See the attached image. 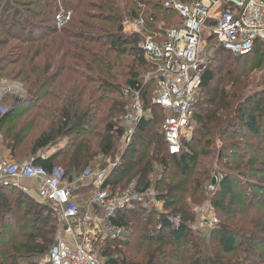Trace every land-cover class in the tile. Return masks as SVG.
I'll return each instance as SVG.
<instances>
[{"label": "trees", "instance_id": "trees-1", "mask_svg": "<svg viewBox=\"0 0 264 264\" xmlns=\"http://www.w3.org/2000/svg\"><path fill=\"white\" fill-rule=\"evenodd\" d=\"M98 2L80 1L77 19L72 16L69 27L65 25L60 31L44 29L47 30L44 33L37 28L39 35L42 34L38 35L40 41L31 38L33 31L29 29V39L24 40L30 47L27 54L34 52L38 59L44 53V63L27 64L25 57L23 66L18 71L12 68L8 74L30 85L29 93L35 94L16 101L5 114H0V161L5 156L15 164L31 163L46 171L60 167L67 180L76 179L86 169L98 165L99 157L111 155L123 138L122 118L129 102L120 88L139 92L148 115L138 124L101 189L111 194L130 187L137 192L153 189L165 214L147 210L139 202L116 212L110 224L125 228L128 233L125 241H105L100 252L105 264H209L215 257L214 248L223 254H233L238 246L246 248V259L255 258L257 253L261 255L263 184L249 188V192L256 190L258 196L237 195L236 181L228 175L221 176L214 187L217 200L210 201L212 208L220 213L219 225L211 233L213 239L204 240L189 233V225L195 221L192 206L203 202L205 183L211 182L218 167L236 170L239 178L264 175V162L257 165L264 147L253 149L254 156L240 155V162L235 165H224L232 156L226 153L230 148L226 139L233 134L237 123L249 135L264 139V128L260 125V121L264 123V103L258 94H248L240 101L243 89L237 86L234 75L240 67L250 65L249 59L259 61L264 42L256 41L244 56L221 48L214 51L212 63L232 59L233 72H226L232 91L217 98L216 90L211 88L213 72L209 69L204 73L200 96L192 112L196 127L190 140L183 141L181 151L170 155L161 131L164 114L147 97L139 72L146 65L140 48L141 36L127 34L123 27L124 19L128 16L138 19L141 9L131 4V0ZM160 2L148 0L144 12L147 28L156 30L158 21L172 20L169 12L179 27L181 20L177 14L164 7L165 1ZM44 3V10H48V0ZM91 8L107 13L103 17L94 15L88 11ZM20 14L18 11L13 14L15 26H30ZM4 20L9 21L8 17ZM94 22L110 24L116 32L110 34ZM48 34L58 36L48 39ZM83 43L94 46L86 47ZM1 62L0 58V66ZM84 72L96 75V79H89ZM42 99L45 103L40 105ZM33 105L38 107L17 113L18 108ZM199 107L205 117L199 113ZM64 140L65 144L59 145ZM35 200L12 184L0 182V264H43L42 259L62 233L56 207Z\"/></svg>", "mask_w": 264, "mask_h": 264}, {"label": "built area", "instance_id": "built-area-1", "mask_svg": "<svg viewBox=\"0 0 264 264\" xmlns=\"http://www.w3.org/2000/svg\"><path fill=\"white\" fill-rule=\"evenodd\" d=\"M164 7L177 14L181 25L166 31L162 37H146L140 48L144 59L153 68L156 94L152 105L159 107L164 114L161 131L168 153L176 155L181 151L183 141L190 140L195 126L192 112L200 96L202 76L209 64L201 50L204 31H209L217 49L236 56L250 53L256 41H264V0H167ZM59 19L57 24H63L70 19V14L65 13L62 21ZM127 94H131L132 101L122 118L124 147L146 117L140 93L125 89L124 95ZM108 173L106 167L95 171L88 168L75 179L78 185H95L88 205L101 211V217H98L88 210L80 215L72 196L73 187L69 185L74 181L67 180L62 168L46 171L31 163L19 165L0 161V182L12 184L28 194L30 188L22 182L31 181L37 200L52 204L58 211L62 235L67 239L58 237L42 259L43 264H105V258H101L96 250V243L107 239L120 241L126 237L125 228L110 224L116 212L139 202L147 210L165 214L153 189L137 192L130 187L115 194L102 190ZM194 211L199 214L200 228L216 224V219L204 217L211 215L206 210L196 207Z\"/></svg>", "mask_w": 264, "mask_h": 264}, {"label": "rangeland", "instance_id": "rangeland-1", "mask_svg": "<svg viewBox=\"0 0 264 264\" xmlns=\"http://www.w3.org/2000/svg\"><path fill=\"white\" fill-rule=\"evenodd\" d=\"M47 0H0V58L2 59L0 68L2 69L0 71V113L2 111L3 114L7 112V110L12 105L17 103L18 101L27 100L31 97V95L35 93H29V90L31 89L30 85H26L20 80H14V75H8L9 72L12 70V68L15 69V71H18L20 69L21 63L23 62L24 58L26 57V63L31 65H39L41 66L44 63V53L38 58L35 59L34 52L28 53L27 51L30 49L29 45L25 43V39H29V29L33 31V34H31V38L34 40H39V31L38 29H41V31L44 29H57V31H60L63 29L62 27H65V25H68L71 23L73 19H77V5L80 3V1H83L84 3L86 1H91L94 4H99L98 0H48L49 2V8L48 10H44V3ZM166 2L167 0H161V2ZM182 1V0H181ZM160 2V3H161ZM164 2V3H165ZM134 3L136 7H140L141 11L139 12L138 19H130L129 16L126 17L123 21V27L125 23L131 22L136 23L135 25L138 26L139 30L141 31L142 35H145L146 37H153V35L156 32H159L160 35H165V32L176 27L177 23L174 24L176 21V18H174V15L170 12L168 13L169 18L172 20H160L156 24V30H151L147 28V22L144 19V12L146 10V7H148V0H131V4ZM121 5V4H120ZM123 6V5H121ZM133 7V6H130ZM10 8V9H9ZM47 9V8H46ZM18 11V13H21V16H24V21L28 24H24L23 27L15 26V23L13 22V14L14 12ZM48 11V12H47ZM89 13H93L94 15H102L105 16L106 13H102L99 8H91L88 10ZM3 13L7 15L8 22H5V18L3 17ZM49 13H52L51 15H48ZM65 13L70 14V19L73 16V19H69L67 22L58 25L57 21L58 19L62 21L63 16ZM173 13V11H172ZM19 15V16H20ZM62 17V18H61ZM175 20V21H174ZM70 21V22H69ZM174 21V22H173ZM98 26H102L105 28L108 33L112 34L116 32L115 28L112 27L110 24H104L99 22H94ZM158 30V31H157ZM38 31V32H37ZM47 31V30H46ZM44 31V33H47ZM39 35V36H38ZM48 39H52L54 37H57L58 34L52 35L48 34L46 35ZM45 36V37H46ZM145 36H142L141 44L146 39ZM160 36V37H162ZM34 37V38H33ZM210 35L209 31H204L203 33V44H202V54L206 57L209 64L207 67V70H211L213 72V80L211 82V88L213 90H216L217 92V98L221 97L223 93L231 92L232 86L229 83V78L226 76V72L228 74L233 72V65L231 58H225L223 63H218L213 61V54L214 51L217 50L216 46L213 45L214 41L213 38ZM36 40V41H37ZM212 40V41H211ZM264 42V41H263ZM81 45V42H78ZM86 47H93L94 44H87ZM261 53L262 57L259 59V61L254 60V58L249 59L247 62L250 65L242 66L237 71L234 72L235 77L238 79L237 86L242 88L243 90L240 91V95L242 96V101L248 94H258V99H260L264 103V43L262 44ZM41 49V48H38ZM36 50V49H34ZM216 57V56H215ZM5 61V62H4ZM146 65L141 67V70L139 72L141 73L142 82L146 85L147 90V97L150 99L151 102L153 97L156 94V83L152 75L153 68L151 67V64L148 63L146 60ZM9 63H12L14 65H9ZM21 65V66H20ZM206 70V71H207ZM84 75L86 77H89V79L94 80L96 79V75H92L88 72H84ZM57 84H53L52 88H50V91L54 88V86ZM121 92L123 93V96L125 99H127L128 102L132 101L131 94H127V96L124 95V88H120ZM251 95V96H252ZM259 100V101H260ZM17 101V102H16ZM150 102V103H151ZM45 100H41L39 102L40 105L44 104ZM247 104H245L246 107ZM38 106L33 105L32 106H22L18 108L17 113L21 112L24 109H32L36 108ZM201 107V105H200ZM199 107V113L201 115H205ZM242 107V105H241ZM212 108H209V111ZM146 115H148L146 113ZM260 125L264 128L263 120L260 121ZM196 126H194L195 128ZM226 142L229 145V149L226 150V153L228 155H232L231 158L227 161V164L224 165H235L240 162V155L247 157L254 156L253 149H261L264 147V139L261 140V138H256L254 136H251L248 134L247 130L241 126L240 123H237V126L235 128V131L232 135H229L226 139ZM65 140L60 142L59 145H64ZM221 145L218 143V148H220ZM125 148L122 146V140L120 143H116V147L112 151L111 155H108V157H99L98 162L99 164L96 166L90 167L91 169H100V168H108L109 171L112 169V165L117 164L120 158V154ZM226 154L223 153V157ZM261 161L257 162V165H260V163L264 162V154H260ZM1 160H7L11 163L10 159L7 157H2ZM224 161L222 160L221 164ZM228 175L232 179H234L237 183V186H234V191L238 195L239 193H245L249 197L252 195H257L258 192L253 189L250 190L249 188L254 184H263L264 181L261 179H264V175H248L245 177L237 176V171L234 169H231L229 167L224 168L222 165L218 167V170L214 176H212V179L215 178V184L212 185L211 182L205 183V199L202 203H197L196 205L192 206V212L195 215V221L189 225V233L199 235L204 240H212L211 233L214 231V229L219 225V217L220 213L216 212L211 204L210 201L213 202L217 200V197L215 196V189L214 187L217 184V180L220 179L221 176ZM262 177V178H260ZM212 181V180H211ZM86 193L82 195L83 197L86 196L88 199L94 192V188H90L89 190H85ZM13 195H16V193H12ZM260 195V194H259ZM81 196V195H80ZM81 196L82 199H85ZM264 197V195H260ZM34 198V197H33ZM35 200V198H34ZM37 200V199H36ZM35 200V201H36ZM87 200H85L86 202ZM40 203L38 200L36 203ZM41 204V203H40ZM196 207H200L204 210H206L211 215H205L204 217H211L212 219H216V224L209 227H199V214H197L194 209ZM203 217V218H204ZM128 232H126L127 235ZM126 238V237H125ZM125 238H123L125 241ZM214 241H216V236L214 237ZM106 240H100L96 243V250L100 255L101 248L104 246ZM215 252V257L211 259V262L209 264H264V250H261L259 255L258 253L255 254V258L246 259L245 257V247H239L237 248L236 252L233 254H223L217 249H213ZM101 258H104L100 255ZM136 260L141 263V258L137 257ZM201 264V263H199Z\"/></svg>", "mask_w": 264, "mask_h": 264}, {"label": "crops", "instance_id": "crops-1", "mask_svg": "<svg viewBox=\"0 0 264 264\" xmlns=\"http://www.w3.org/2000/svg\"><path fill=\"white\" fill-rule=\"evenodd\" d=\"M136 24V23H135ZM134 23H131V22H128L126 24V27L124 28V32L127 33V34H138L140 35L141 37L142 36H145V35H142L141 31L139 30L138 26H136ZM135 25V26H134ZM127 29H128V32H127ZM154 38L156 37H160L162 35L158 34V33H155L154 35ZM164 36V35H163ZM146 37V36H145ZM141 45V44H140ZM71 181H74V182H71ZM69 183V185L71 187H73L72 189V196H73V199L74 201L78 204L79 206V209H80V215H82V213H84V211H89V212H93L95 215H97L98 217H101V211H99L98 209H94L92 207H90L88 204V200L89 198L87 199L86 196H82L84 195L85 192V189L88 188V187H91V188H96L94 184H90V185H78L77 183H75V179L71 180ZM22 184L28 186L30 188V192L28 193L30 196L34 197L35 199H37V196H36V193L34 191V183L31 182V181H23ZM85 199H82L81 196ZM85 200H87L85 202ZM59 237L61 238H64V239H67V237L65 235H62V233H60Z\"/></svg>", "mask_w": 264, "mask_h": 264}, {"label": "water", "instance_id": "water-1", "mask_svg": "<svg viewBox=\"0 0 264 264\" xmlns=\"http://www.w3.org/2000/svg\"><path fill=\"white\" fill-rule=\"evenodd\" d=\"M211 183H212V185L215 184V178L212 179Z\"/></svg>", "mask_w": 264, "mask_h": 264}]
</instances>
